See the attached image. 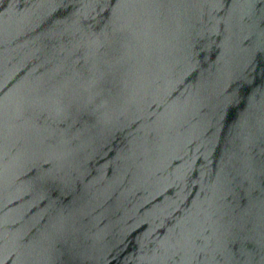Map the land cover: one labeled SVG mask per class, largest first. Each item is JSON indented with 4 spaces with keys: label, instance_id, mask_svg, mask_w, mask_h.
Masks as SVG:
<instances>
[{
    "label": "water",
    "instance_id": "1",
    "mask_svg": "<svg viewBox=\"0 0 264 264\" xmlns=\"http://www.w3.org/2000/svg\"><path fill=\"white\" fill-rule=\"evenodd\" d=\"M0 264H264V0H0Z\"/></svg>",
    "mask_w": 264,
    "mask_h": 264
}]
</instances>
